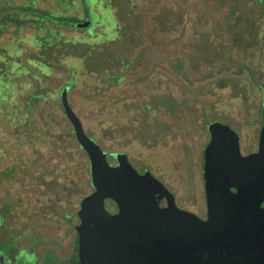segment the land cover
I'll return each mask as SVG.
<instances>
[{
	"label": "rangeland",
	"instance_id": "obj_1",
	"mask_svg": "<svg viewBox=\"0 0 264 264\" xmlns=\"http://www.w3.org/2000/svg\"><path fill=\"white\" fill-rule=\"evenodd\" d=\"M4 5L29 16L41 11L91 21V29H62L82 40L36 50L54 69L49 91L56 97L35 100L23 137L5 144L13 159H0V213L12 229H2L0 215V264H73L77 232L66 215L93 189L88 156L58 95L67 84L73 85L72 108L104 150L125 152L137 171L164 179L181 206L205 215L207 126L229 125L246 154L256 148L264 123V0H0ZM97 22L98 32L106 23V35L94 36ZM33 31L23 27L20 35ZM133 31L130 51L122 50ZM35 38H18L14 48ZM35 91L41 92L35 86L30 94ZM9 233L27 237L18 241ZM20 248L30 252L17 254Z\"/></svg>",
	"mask_w": 264,
	"mask_h": 264
},
{
	"label": "water",
	"instance_id": "obj_2",
	"mask_svg": "<svg viewBox=\"0 0 264 264\" xmlns=\"http://www.w3.org/2000/svg\"><path fill=\"white\" fill-rule=\"evenodd\" d=\"M90 25L85 21L76 26ZM72 87L65 85L59 96L79 147L88 156L93 189L68 219L77 232L73 264H171L163 256L150 255L160 245L179 257L178 250L208 248L231 230L242 236L236 224L244 219V196L264 189V124L259 151L248 156L242 154L240 135L229 125L213 121L207 126L203 180L208 219L203 220L180 209L175 195L149 170L140 173L125 152L104 150L86 132L69 101ZM107 201L117 206V213L109 210Z\"/></svg>",
	"mask_w": 264,
	"mask_h": 264
},
{
	"label": "trees",
	"instance_id": "obj_3",
	"mask_svg": "<svg viewBox=\"0 0 264 264\" xmlns=\"http://www.w3.org/2000/svg\"><path fill=\"white\" fill-rule=\"evenodd\" d=\"M59 1L60 0H58V2ZM13 2L11 1V3ZM11 3H9V5ZM9 5L0 6V150L4 154V157L0 155V159H9L5 144L8 142L13 143L14 140L20 138L22 136L21 133L27 129L28 120L31 118L35 106L34 101L47 97H56L49 91L50 78L54 69L50 60L47 59L46 54H39L36 50L39 51L40 48L42 49L44 44H47V47H51L57 43L60 44L67 41L75 45L77 40H82V38H78L77 36H75L74 39L64 36L62 29H82L76 26L78 23L77 21H72L73 19L71 20L70 18L61 16H48L41 11H34L29 16L25 11H16V8H10ZM21 12L23 14H21ZM29 17L31 19L29 23L25 22L24 19ZM99 17L100 19H98ZM101 18V15H98L96 20H101ZM85 21L86 20L83 22ZM102 22H104L103 19ZM105 24L103 25L102 32L97 31V28L101 25L99 22H97V27H93V29L96 28L93 32L95 37H97L98 34H105L104 31L107 29ZM28 26H31L34 31L31 32V34L20 35L21 29ZM90 29L91 25L85 30L88 33ZM33 34H36L35 39L37 43L30 41V43H32L30 45L29 43H21L18 48H14L18 40H21L18 38L30 37ZM127 34H129L131 38L127 39V43L125 42L123 44L122 50L124 51H130L127 45H133V40L136 38V36L133 37V35H137L135 31ZM176 38H178V36H176L175 39ZM31 50H34L35 53L37 52L36 55H33ZM37 71L40 74L36 73ZM125 77L126 76H123L120 79L124 80ZM250 77L252 81H256L253 73H250ZM258 85L260 86V84ZM35 86L38 88V91L41 92L35 91L34 94H30ZM29 98L32 100H28ZM5 124L7 126H5ZM7 128H10L11 131L7 130ZM7 139L9 141H6ZM10 157V159H13L12 156ZM4 161L8 160L4 159ZM88 186L92 187L90 180ZM37 233L48 236V233L42 231ZM67 235V233H64L63 235H50V237L61 238V236L65 237ZM64 247L65 245H63V248Z\"/></svg>",
	"mask_w": 264,
	"mask_h": 264
},
{
	"label": "flooded vegetation",
	"instance_id": "obj_4",
	"mask_svg": "<svg viewBox=\"0 0 264 264\" xmlns=\"http://www.w3.org/2000/svg\"><path fill=\"white\" fill-rule=\"evenodd\" d=\"M257 140L258 142L256 148L250 151L249 153L246 154L242 153L244 156L255 154L259 151L260 135L258 136ZM202 159L203 160H202L201 174H202V183L204 188L203 203H204L205 215H199L193 209L187 208L186 206H181L177 192L171 186H169L168 183L164 181V179H161L156 175H154L153 172L151 171L150 172L156 178H158L175 195L176 205L180 209L190 211L196 214L197 216H199L201 219L207 220L208 206H207L205 186L203 180L204 157ZM112 163L116 164L117 161L114 159ZM250 191H248L245 194L243 204L241 205L243 210V217H244L242 224L241 223L236 224V227L238 229L243 230L242 236H237L240 233L235 234L234 230H231L229 233H223L224 235L221 237V242L213 241L209 243L208 248L202 246L193 251H191L190 248H184L182 250H178L177 253L179 257H175V252H171V250L167 248L165 249L164 247L161 248L159 245L157 249L153 250L150 256L155 258L163 256L171 264H264V189L263 190L254 189L252 190L254 191V193H250ZM110 204L113 205L114 210L110 209ZM107 206L112 213L118 212V208L113 202L107 201ZM0 215L3 216V220H4L2 229H5V225L6 226L8 225L7 224L8 220L5 214L0 213ZM66 216H70V215L67 214ZM8 228L9 230H11L12 226L8 225ZM14 234H18L19 239H23L27 237L26 233H9L8 235L12 236ZM30 235L33 236V234ZM234 239H237L239 241H235ZM72 247L74 250L73 244ZM65 248L66 250H71V248L68 247V243H66ZM173 248L174 247H172V249ZM23 251L30 252V250L26 248L24 249L20 248L18 252L21 253ZM190 252L191 254H189ZM11 262L9 264H11Z\"/></svg>",
	"mask_w": 264,
	"mask_h": 264
},
{
	"label": "crops",
	"instance_id": "obj_5",
	"mask_svg": "<svg viewBox=\"0 0 264 264\" xmlns=\"http://www.w3.org/2000/svg\"><path fill=\"white\" fill-rule=\"evenodd\" d=\"M19 240H21V239H18V241H19ZM14 247H15V246H14ZM18 251H19V250H18ZM18 253H19V252H17V254H18ZM14 254H15V253H14ZM32 255L36 257V255L34 254V252L32 253Z\"/></svg>",
	"mask_w": 264,
	"mask_h": 264
}]
</instances>
